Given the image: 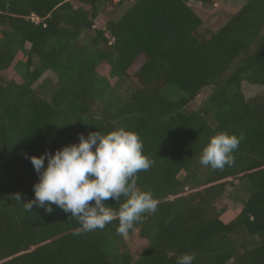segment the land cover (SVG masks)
<instances>
[{"label":"trees","instance_id":"1","mask_svg":"<svg viewBox=\"0 0 264 264\" xmlns=\"http://www.w3.org/2000/svg\"><path fill=\"white\" fill-rule=\"evenodd\" d=\"M112 2L0 0V264H177L183 253L195 254L193 264H264V94L246 99L241 89L264 86V0H245L216 30L189 0H132L80 42ZM14 59L20 81L4 82ZM46 71L56 81L37 84L39 95ZM121 128L155 161L138 173L158 206L128 233L146 243L137 256L117 234L118 218L75 235L77 220L56 205L26 211L15 198L34 199L38 176L25 154ZM221 131L243 139L234 164L213 170L199 157ZM238 185L245 195L224 218L214 202ZM124 201L105 203L118 210Z\"/></svg>","mask_w":264,"mask_h":264},{"label":"clouds","instance_id":"2","mask_svg":"<svg viewBox=\"0 0 264 264\" xmlns=\"http://www.w3.org/2000/svg\"><path fill=\"white\" fill-rule=\"evenodd\" d=\"M242 139L223 131L216 133L203 147L199 163L213 170L233 165V153ZM25 156L38 176L33 185L34 199L25 202L19 193L15 198L26 211L35 207L51 213L52 205H56L77 220L75 235L102 230L118 218L116 231L123 237L134 230L145 213L157 209L158 200L152 192L137 186L138 173L149 170L155 161L144 154L143 143L134 131H94L87 138L80 133L77 143L62 146L54 153ZM121 196L125 201L118 210L106 206L105 201L119 202ZM194 260V253H183L177 264H193Z\"/></svg>","mask_w":264,"mask_h":264},{"label":"rangeland","instance_id":"3","mask_svg":"<svg viewBox=\"0 0 264 264\" xmlns=\"http://www.w3.org/2000/svg\"><path fill=\"white\" fill-rule=\"evenodd\" d=\"M117 0H113L112 3L107 5V7L102 10L97 18L94 21V27L92 30H88L82 34L79 41L87 42L90 38L95 34V30L97 28L105 27L108 20H116L122 14V12L128 8L132 2V0H122L120 5H116ZM245 2V0H211V3L201 4L194 2L193 0H189V3L195 8L196 13L205 21L207 26L211 30L218 29L222 24L226 22V20L234 14L240 6ZM74 5H78L76 2H73ZM28 46V44H26ZM21 55V54H19ZM143 58L139 57L135 63L133 64L134 70L139 67L142 63ZM15 59L13 63L8 69H5L1 72V78H3L4 82H7L10 79L19 80L18 75L16 74L13 65L15 64ZM107 65H99L97 70L99 73L105 74ZM49 78L52 81H56V76L51 71H46L34 84L37 94L41 95V91L37 88V84L41 83L45 78ZM115 79L113 78L110 83L113 84ZM242 92L246 99H251L264 94V86L258 84H251L244 82L242 87ZM209 89L204 88L200 91L197 97L189 104V108L195 109L199 107L203 101V99L208 95ZM245 195L244 188L241 185H238L233 188H228L221 197L215 200L214 205L217 210H225L221 215L225 218V214L229 213V216H232L234 211H237L239 208V204L242 198ZM124 243L130 252L137 256L139 255L145 248L146 243L142 239H140L136 233L131 235V237L127 234L124 237Z\"/></svg>","mask_w":264,"mask_h":264},{"label":"built area","instance_id":"4","mask_svg":"<svg viewBox=\"0 0 264 264\" xmlns=\"http://www.w3.org/2000/svg\"><path fill=\"white\" fill-rule=\"evenodd\" d=\"M31 18H32V20H34L35 22H37V21H38V18H37V17H35V15H33V14H32V17H31Z\"/></svg>","mask_w":264,"mask_h":264}]
</instances>
